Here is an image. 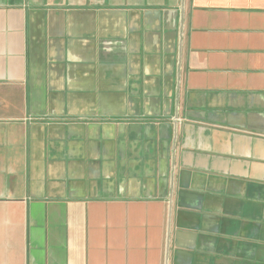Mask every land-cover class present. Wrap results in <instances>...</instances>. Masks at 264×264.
<instances>
[{"label":"crops","instance_id":"0c3cea01","mask_svg":"<svg viewBox=\"0 0 264 264\" xmlns=\"http://www.w3.org/2000/svg\"><path fill=\"white\" fill-rule=\"evenodd\" d=\"M0 264H264V0H0Z\"/></svg>","mask_w":264,"mask_h":264}]
</instances>
